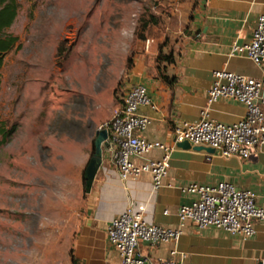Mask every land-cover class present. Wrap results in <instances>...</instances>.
<instances>
[{"label":"rangeland","instance_id":"obj_1","mask_svg":"<svg viewBox=\"0 0 264 264\" xmlns=\"http://www.w3.org/2000/svg\"><path fill=\"white\" fill-rule=\"evenodd\" d=\"M16 1L0 67V264H73L83 170L127 58L175 52L190 12L186 0Z\"/></svg>","mask_w":264,"mask_h":264},{"label":"crops","instance_id":"obj_2","mask_svg":"<svg viewBox=\"0 0 264 264\" xmlns=\"http://www.w3.org/2000/svg\"><path fill=\"white\" fill-rule=\"evenodd\" d=\"M186 6L189 19L176 51L172 52L173 61L161 65L163 73L173 80L160 77L155 59L144 52L134 58L125 79V89L134 83L145 84L156 104L154 109L139 108L140 114L151 119L140 134L164 143H171L177 122L199 119L201 110L207 106V89L214 70L251 77L260 75L252 60L229 53L233 44L250 40L257 16L264 11L263 0H186ZM122 96L109 108V118ZM208 108L210 118L226 124L237 122L245 113L244 104L230 98H220ZM150 156L160 157L161 152L154 150ZM221 181L252 190L256 202L264 208V148L241 158L177 146L171 152L168 173L158 189H153L148 173L122 181L114 163L102 150L91 189L84 191L82 197L83 215L70 249L75 264H122L119 253L107 240V228L111 219L128 206L136 208L143 204L146 221L176 227L178 207L195 197L181 188L190 183L214 185ZM255 229L251 237L243 239L214 226L197 229L186 221L175 245L151 246L142 242L137 252L161 259L168 258L169 251L175 247L176 257L183 256L188 264H261L264 222L256 221Z\"/></svg>","mask_w":264,"mask_h":264},{"label":"built area","instance_id":"obj_3","mask_svg":"<svg viewBox=\"0 0 264 264\" xmlns=\"http://www.w3.org/2000/svg\"><path fill=\"white\" fill-rule=\"evenodd\" d=\"M229 54L244 55L252 60L259 67L260 75L251 77L224 69L214 70L207 89V106L201 110L199 119L180 121L173 126L171 143L150 140L140 134L151 119L140 114L139 108H156L146 85L134 83L125 89L111 117L99 127L107 132L102 150L114 163L122 181L148 173L153 189H158L168 173L171 152L178 142L184 140L191 145L212 147L222 156L237 155L241 158L264 148V11L257 16L250 40L240 45L233 44ZM220 98L243 103V117L230 124L210 118L208 106ZM154 150H159L161 156L151 157ZM181 190L195 197L178 207L179 224L176 227L146 221L143 204L136 208L128 206L111 219L107 240L119 253L122 264H188L183 256L176 257L175 247L169 251L168 258L161 259H152L137 252L142 242L151 246L160 243L175 245L186 221L197 229L214 226L243 239L256 232V221L264 222V208L256 202V195L250 189H239L230 182L221 181L214 185L190 183ZM261 264H264V259Z\"/></svg>","mask_w":264,"mask_h":264},{"label":"trees","instance_id":"obj_4","mask_svg":"<svg viewBox=\"0 0 264 264\" xmlns=\"http://www.w3.org/2000/svg\"><path fill=\"white\" fill-rule=\"evenodd\" d=\"M18 3L16 0H0V67L2 65L3 54L10 50L18 40L16 36L13 35H4L3 31L5 28L9 27L14 21L17 13ZM173 61V53L170 51L169 53H161L159 52L156 57V69L160 77L164 78L171 82L173 78H169L167 75L163 73L161 65L163 62H171ZM132 57L129 56L127 58V69L130 70L132 67ZM94 152V146L92 145V153ZM83 178V177H82ZM84 183V179H83ZM85 189V188H84ZM70 261L75 264V260L72 255V251L70 250Z\"/></svg>","mask_w":264,"mask_h":264},{"label":"water","instance_id":"obj_5","mask_svg":"<svg viewBox=\"0 0 264 264\" xmlns=\"http://www.w3.org/2000/svg\"><path fill=\"white\" fill-rule=\"evenodd\" d=\"M106 129L105 128H98L95 133V137L93 140V146H94V152L88 159L84 170L82 177L84 179V188L85 191H90L91 186L93 184L96 172L98 170V167L100 165L101 157H102V142L106 138ZM177 146L182 148H194L196 150H206L209 152H215V149L208 146L203 145H191V143L187 140L181 141L177 143Z\"/></svg>","mask_w":264,"mask_h":264}]
</instances>
